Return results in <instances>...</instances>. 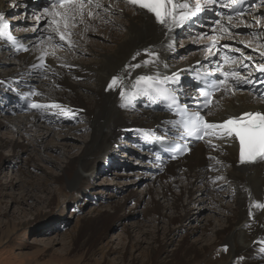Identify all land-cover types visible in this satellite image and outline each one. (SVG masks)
Wrapping results in <instances>:
<instances>
[{"label":"bare ground","instance_id":"6f19581e","mask_svg":"<svg viewBox=\"0 0 264 264\" xmlns=\"http://www.w3.org/2000/svg\"><path fill=\"white\" fill-rule=\"evenodd\" d=\"M101 3L104 8L97 10V18L86 16L85 24H77L73 29L71 40L75 42V47L69 48L66 43L61 47L55 46L58 38L52 42L47 40L48 25L42 6L31 0H0V12L5 18L6 14H11L12 31L28 49L24 55L17 54L0 41V101L4 104V110L0 111L7 115L19 113L16 104L11 103L13 96L6 89L7 85H12L32 95L35 103L60 105L59 108L37 109L34 115L18 120L17 131L20 134L35 130L45 137L51 130L61 129L76 133L78 129L68 126L71 124L67 121L74 118L86 123L87 138L79 153L68 158L61 174L54 178V184L61 188L67 186L74 192L79 189L86 191L89 184L87 175L97 171L101 162L115 159L118 149L124 146L130 155H138L143 163L146 162L147 158H140L139 154L127 148V141L133 142L138 130L160 134L164 129H170L169 115L131 102L129 94L136 93L137 89L132 85L138 76L172 75L198 62L200 67L207 66L209 60L218 57L216 53V56L205 58L204 49L211 41L208 37H216L221 46L240 48L245 56L251 55L254 60H259V54L253 48L264 50V28L256 23L257 19L264 23V12L260 9L264 6L240 21L233 19V24L237 26L232 27L228 34L221 35L215 20L205 18L196 25L198 28H177L165 35L152 16L120 1L101 0ZM218 19L225 27L228 26L227 18ZM249 25L255 30L253 35L256 37L249 40L253 43L247 47L236 35L245 32L243 27ZM204 33L208 34L207 37ZM98 36L108 41L100 42L102 40ZM198 36L201 39L198 40ZM187 44L190 47L183 50ZM223 49L243 59L240 53L230 48ZM145 50L154 52L156 56L147 55ZM137 52L140 55L136 56ZM136 64L140 67H127ZM113 76L124 79L118 81L115 90H108L107 85ZM121 89L125 92L124 97L119 95ZM5 95H9L10 99ZM217 100L218 105L210 111V118L217 122L245 111L264 109V103L257 102L255 96L247 91L229 96L221 94ZM12 123L8 121L7 125L14 127ZM47 123L52 124L51 130L43 128ZM61 135L64 139L68 138L66 133ZM10 145L0 141V149ZM11 148L13 151H24L28 147L14 143ZM237 155L234 143L218 142L215 147L198 144L191 154L176 164L150 165L151 173L159 169L163 175L157 177L154 174L156 178L152 181L159 183V193L150 184L145 191V194L151 195L146 212L154 214L152 219L155 222L158 217L165 218L168 230L163 239L159 235L152 238L143 264H264V208L257 206L264 204V163L241 165ZM4 163L0 155V164ZM142 178L150 179L145 175ZM37 186L40 187V184ZM219 191H223L220 196ZM135 195L133 191L128 192L111 210L124 212L127 202ZM202 195L214 200L223 217L217 227L209 224L192 226L196 220L191 214V206L201 203ZM22 198L25 200L26 196ZM53 201L54 196L50 194L47 199L50 208ZM141 201L142 198L137 200V206ZM51 215H48V220ZM112 222L111 214L106 211L86 218L76 227L81 237L86 230L98 229L103 223L112 225ZM208 227H213L209 239L199 243L190 241L192 233L202 231L205 235ZM107 229L103 228L99 238L105 235ZM74 241L77 242L76 238ZM170 246L175 247L172 252L167 251ZM219 248L222 252H215L214 255ZM125 264L137 263L134 259L132 263L125 261Z\"/></svg>","mask_w":264,"mask_h":264},{"label":"rangeland","instance_id":"374dc122","mask_svg":"<svg viewBox=\"0 0 264 264\" xmlns=\"http://www.w3.org/2000/svg\"><path fill=\"white\" fill-rule=\"evenodd\" d=\"M263 8L260 9L264 12ZM10 15L6 14L8 20ZM262 19L264 21V16ZM243 29L245 32L236 36L244 42L243 45L249 47L253 43L249 40L256 37L253 35L255 30L250 25ZM98 37L102 40L100 42L108 41L103 36ZM184 47L183 50L190 45ZM0 107H4L1 101ZM1 111L0 141L9 145L18 143L28 148L13 151L10 145L0 149V155L5 160L3 165L0 164V264H125V261L132 263L134 259L137 264L146 262L152 238L159 235L163 239L168 230L165 218L158 217L160 220L157 218L155 222L152 219L154 214L146 212L151 195L145 194V191L150 184L159 193V183L152 181L161 174L151 173V166L143 163L138 155H130L124 146L118 149L119 154H115V159L101 162L97 171L87 175L89 184L86 191L79 189L74 192L67 186L61 188L54 184V178L61 174L67 159L79 153L87 138L86 123L83 120L67 123L78 129L76 133L63 129L51 130L52 124L47 123L43 128L51 130V133L45 137L35 130L23 135L17 131V121L34 115L35 111L9 115ZM8 121L13 122L14 127L7 125ZM61 133H66L68 138L64 139ZM127 143L128 150L139 154L132 141ZM143 175L150 179H143ZM130 191L136 195L127 202L125 211H112L111 208ZM218 193L220 196L223 191ZM50 194L54 196L51 208L47 204ZM23 196H26L25 200ZM139 198L142 201L137 206ZM202 199L201 203L191 206V214L196 220L192 226L209 224L217 227L223 220L217 205L207 195H202ZM106 211L112 216V225L103 223L98 229L91 228L79 236L76 226L81 221ZM213 227H208L205 235L202 231L192 233L190 241L199 243L205 238L209 239ZM103 228L108 229L99 238ZM174 249L170 246L167 251L172 252ZM215 252L220 253L222 250L219 248L214 251V255Z\"/></svg>","mask_w":264,"mask_h":264},{"label":"snow or ice","instance_id":"6c2138e0","mask_svg":"<svg viewBox=\"0 0 264 264\" xmlns=\"http://www.w3.org/2000/svg\"><path fill=\"white\" fill-rule=\"evenodd\" d=\"M125 3L146 14H151L155 22L161 26L165 35H169L177 28L191 27L197 22L198 16L205 12L212 11L219 17L221 13L214 10L216 5L232 10L237 17L244 14L243 10L238 7L239 0H230L227 3L224 0H125ZM260 3L264 6V0H260ZM101 8H104L101 0H51L49 7L44 9L48 25L47 40L52 42L58 38V43L55 46L61 47L66 43L69 48L75 47V42L71 40L74 34L73 29L77 24H85L86 16L92 19L97 18L99 16L97 10ZM214 23L220 26L221 35L228 34L232 27L237 26L233 24L232 15L227 16V27L221 24L220 19H216ZM256 23L261 24V27L264 28V23L260 19H257ZM9 27L10 25L5 19L4 13L0 12V37L14 41L15 37L9 32ZM207 35V33H204L205 37ZM208 38L212 43L204 49L206 59L216 56L214 49L219 51L217 49V38L214 36ZM197 39L199 40L201 37L198 36ZM241 43L244 42L241 41ZM221 47L230 48L231 51L240 53L243 59L240 60L239 68L246 71L231 68L229 61L236 63V57L228 54L217 57L216 79L214 82L209 81L210 90H208V87H201L197 90V94L204 98L203 105L209 108V112L201 114L199 110L192 111L186 105L183 108L179 106L174 88L165 87L168 84H177L180 80L179 73L164 76L162 79L158 76L140 75L132 87L139 90V95L159 97L158 102L165 103L170 110L176 109V115L179 116V119L175 121L176 134L181 137L182 141L192 138L204 140L206 137L209 138L207 142L210 145L213 138L229 144L235 141L238 142L239 163L241 165L264 163V109L245 111L237 116L218 122L209 121L205 118L210 114L213 104L211 97L215 92L235 94L238 91L251 90L256 85L264 86V50L253 48V51H258L259 54V60H254L251 55L245 56L240 48H232L230 45ZM24 51H28V49L24 48ZM145 51L147 55L156 56L150 50ZM135 55L138 56L140 53L137 52ZM41 59L43 60V57ZM133 59H135V56ZM244 60L249 63H244ZM221 61L224 64H229L227 70L220 67ZM151 62L154 64L155 60ZM209 62L211 61L209 60ZM144 63L147 64L149 61H144ZM127 67H140V64ZM253 69L259 73L255 80L252 79ZM209 75L211 76L213 73H209ZM123 79L124 77L121 76H113L107 85L108 90H115L118 81L122 82ZM119 95L121 97L125 96L123 89H121ZM255 98L257 102L264 103V93L256 92ZM31 107L33 109L59 108L60 105L32 103ZM212 146L215 147V145ZM174 150L185 152L190 149L185 148L184 144L181 143L179 147L174 146ZM257 206L264 208V204Z\"/></svg>","mask_w":264,"mask_h":264}]
</instances>
